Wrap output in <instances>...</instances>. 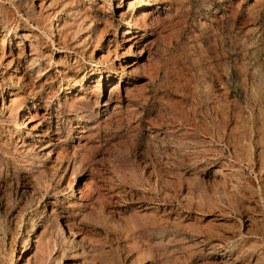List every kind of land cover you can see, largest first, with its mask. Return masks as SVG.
Returning a JSON list of instances; mask_svg holds the SVG:
<instances>
[{"label":"rangeland","instance_id":"obj_1","mask_svg":"<svg viewBox=\"0 0 264 264\" xmlns=\"http://www.w3.org/2000/svg\"><path fill=\"white\" fill-rule=\"evenodd\" d=\"M143 1L0 0V264H264V0Z\"/></svg>","mask_w":264,"mask_h":264},{"label":"bare ground","instance_id":"obj_2","mask_svg":"<svg viewBox=\"0 0 264 264\" xmlns=\"http://www.w3.org/2000/svg\"><path fill=\"white\" fill-rule=\"evenodd\" d=\"M148 3V1H143ZM141 2V3H143ZM129 5V4H127ZM65 7V6H64ZM103 7V6H102ZM137 9H140L141 6H137ZM150 9V8H149ZM60 12V11H58ZM56 14V13H55ZM58 14V13H57ZM69 15V14H68ZM144 15V14H143ZM146 16V15H145ZM144 17V16H143ZM142 17V18H143ZM65 18V17H64ZM142 18H140L139 15H137L135 18H132L131 20H128L127 22V26L128 28L125 30L124 35L130 33L133 31V29H136V32H138V29H140V27H142V25L144 24L145 21L142 20ZM108 19V18H107ZM145 19V17H144ZM112 20V19H111ZM110 21V20H109ZM108 21V22H109ZM147 21V20H146ZM62 22V21H61ZM58 24V23H57ZM111 24V23H110ZM66 25V24H65ZM65 28V27H64ZM63 29V28H62ZM62 34V33H61ZM134 34V33H133ZM30 35L29 34H23L22 36L24 37V39L26 40L27 37ZM123 35V36H124ZM57 36V35H56ZM61 37V36H60ZM138 37V35H134L132 38H136ZM127 39H131V38H127ZM139 39V38H138ZM6 42H7V38L5 37H1L0 40V64H2L5 68H10L12 67V65L15 62V57H14V50L10 49L9 52L6 51ZM118 42V41H117ZM135 42V41H134ZM128 43V42H127ZM119 44V43H118ZM131 46V45H130ZM119 47V45H118ZM117 46H115L113 48L112 51H116ZM130 48V47H129ZM110 51V52H112ZM127 52V51H126ZM142 52H140L141 54ZM143 54V53H142ZM31 55H34V53H31ZM34 60H39L40 58L37 56H33ZM134 63V62H133ZM131 65V64H130ZM135 65V64H132ZM131 65V66H132ZM17 66V65H16ZM13 68L12 71V75L14 78H17V83L21 82V79L24 77L20 76L17 72L18 69L17 67ZM134 67V66H133ZM133 71V70H132ZM25 74V73H24ZM108 78H110V76H108ZM15 92L10 91V99L9 101V105L5 106V101L3 102L2 105V110L3 108L7 107V109L9 110V112H12L15 109V102L17 100V98L15 97ZM83 96L79 97V100L82 98ZM78 100V99H77ZM75 100L73 103L76 104L78 101ZM34 107L33 106H28L26 108V112L25 115L23 116V123L24 126L27 128L28 130V134H32L33 135V139L37 140V141H41L43 139H45L46 137H49L51 134V130L49 129V127L47 125H44V123L46 122V120L49 117H46L45 113L41 116L37 111L36 113H34ZM15 116H17V113H14ZM49 121V120H48ZM47 121V122H48ZM82 132H85V130L82 129ZM54 134H57V132H54ZM53 134V135H54ZM50 138V137H49ZM54 144L52 142L51 139L48 140V142L46 144H44L41 148V150H45V149H49L50 147H52ZM51 151H49L48 155L50 154ZM228 170V169H227ZM228 173V172H227ZM73 186V184L71 185ZM92 189V183L90 181H84L83 185L79 187V198L80 200L86 201L88 199V195L90 193ZM54 211V210H53ZM62 232L64 234V236H66L68 239L71 238L72 240H75L78 243H84V239L83 238V233L81 232V229L78 228L75 223L73 221H67L64 223V226L62 228ZM41 235V234H40ZM35 242H38V239L35 240ZM55 245V244H54Z\"/></svg>","mask_w":264,"mask_h":264}]
</instances>
